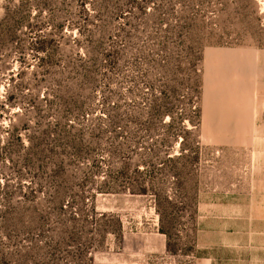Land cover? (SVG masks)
Instances as JSON below:
<instances>
[{
    "label": "rangeland",
    "instance_id": "1",
    "mask_svg": "<svg viewBox=\"0 0 264 264\" xmlns=\"http://www.w3.org/2000/svg\"><path fill=\"white\" fill-rule=\"evenodd\" d=\"M19 5L0 43V264H230V197L264 198V0H85L79 33L75 3L0 0V18ZM45 39L90 80L54 72ZM61 88L123 117L53 177L25 149ZM146 177L167 202L131 193Z\"/></svg>",
    "mask_w": 264,
    "mask_h": 264
},
{
    "label": "trees",
    "instance_id": "2",
    "mask_svg": "<svg viewBox=\"0 0 264 264\" xmlns=\"http://www.w3.org/2000/svg\"><path fill=\"white\" fill-rule=\"evenodd\" d=\"M43 1L44 3L46 1L51 2L60 11L64 3V0ZM68 3L70 5L75 3L79 15L85 13V0H68ZM22 10L23 5H19L11 13L4 12L0 18V43H10L16 39L17 30L26 22V17L21 14ZM58 15V19H63L61 14ZM80 18L84 21L86 20L85 15H82ZM87 23L88 21H85L82 26H78V33ZM61 25L59 24L57 27L60 28ZM33 26V24H28L26 28L32 29ZM90 47L92 49L91 52H96L97 46L95 42L91 43ZM33 49L44 54L43 60L50 64L54 72L59 75L66 74L65 81L71 80L69 77L71 75L90 80V75L94 72L92 64L82 65L74 57H70L71 59L63 58V69H59L58 64L53 63L56 46L52 40L36 41L33 44ZM92 94L91 88H61L59 99L56 102L57 107L52 112V109L44 107L43 114H41L40 128L30 138L28 146L25 149L27 154L26 164L31 165L38 172L46 170L47 174L54 177L65 165L70 152L79 153L82 145L86 143L96 144L103 137L106 129L114 133L113 129L120 124L123 117L121 107L114 103L106 116L96 115V118H93L90 116L93 109ZM102 105L104 104L102 103ZM102 123L106 124L105 128H102ZM144 165L147 167L148 164ZM152 185L151 178L146 177L139 182V188L131 190V193L140 195L150 193L155 197L157 204H159V200L167 202L162 190L152 193ZM156 212L161 220L163 212L159 206L156 208ZM29 224H36V217L31 215ZM159 231L167 234V231L162 227L159 228Z\"/></svg>",
    "mask_w": 264,
    "mask_h": 264
},
{
    "label": "crops",
    "instance_id": "3",
    "mask_svg": "<svg viewBox=\"0 0 264 264\" xmlns=\"http://www.w3.org/2000/svg\"><path fill=\"white\" fill-rule=\"evenodd\" d=\"M246 199V200H245ZM230 197V264H259L264 236V198ZM233 200V201H232ZM204 215L200 216V231L204 232Z\"/></svg>",
    "mask_w": 264,
    "mask_h": 264
}]
</instances>
